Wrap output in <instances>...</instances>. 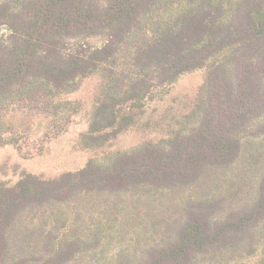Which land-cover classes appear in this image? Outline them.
<instances>
[{
  "label": "trees",
  "instance_id": "obj_1",
  "mask_svg": "<svg viewBox=\"0 0 264 264\" xmlns=\"http://www.w3.org/2000/svg\"><path fill=\"white\" fill-rule=\"evenodd\" d=\"M0 28V145L19 143L9 116L23 110L67 125L78 110L61 95L99 74L81 145L103 147L142 121L183 74L208 68L193 109L165 138L90 158L56 178L25 173L1 185L0 264H194L252 253L264 224V0H0ZM65 122L54 129L64 131ZM247 175L257 183L246 203L219 216L225 200L215 193L234 181L227 195H238ZM192 189L173 244L159 231L143 249L148 255L158 245L154 256L134 262L119 251L106 259L117 215L134 212L127 199L160 205L166 193ZM109 203V213L98 208Z\"/></svg>",
  "mask_w": 264,
  "mask_h": 264
},
{
  "label": "rangeland",
  "instance_id": "obj_2",
  "mask_svg": "<svg viewBox=\"0 0 264 264\" xmlns=\"http://www.w3.org/2000/svg\"><path fill=\"white\" fill-rule=\"evenodd\" d=\"M3 33L5 30L0 28V35ZM207 70V67H203L183 74L173 84L168 95L163 98L156 97L150 103L142 121L100 148H85L81 145L82 134L89 128L93 106L100 91L99 74L84 78L76 90L61 95L64 101L78 110L66 115L65 118L69 119L67 125L64 120L55 119L49 113L41 111L37 113L39 110L37 108L29 114L23 110L17 115L9 116L10 122L18 127V132L20 131V140L18 144L9 142L0 145V186L15 184L25 173L56 178L65 172L84 168L90 158L128 150L146 141H159L165 138L178 128L180 122L185 121L186 116L193 109ZM11 108L21 107L11 106ZM56 121L62 126L65 122L64 131L55 130L57 127H54L53 123ZM261 150L264 153V145ZM241 179L240 187L234 188L238 191V195H227L228 187L234 181L222 184L220 191L215 193L218 198L225 200L223 208L217 211L219 216L224 217L237 203L244 205L247 195L252 194L257 183L255 179L250 178V175ZM241 192H244L243 197L240 196ZM184 196H195V190H189L183 195L182 192L166 193L160 205L158 202L143 203L134 197L127 199L126 204L129 208L134 207V212L123 209L120 215H117L118 219L114 225L116 235L110 247L106 248V259H111V256L119 251L121 259L134 262L154 256L155 248H159L158 245L150 247L148 255H144L143 249L154 245L159 231L163 233V242L173 244L176 239L175 233H179L186 222L184 207L181 208ZM75 206L78 207L77 205L73 207ZM98 208L109 213L111 203L103 204ZM171 215L173 216L170 217ZM146 218L149 219L146 221ZM169 236H171L170 240H168ZM230 242L231 238L225 241L226 244ZM263 248L264 224L261 225L253 244L252 253H242L240 249H236L224 253L218 259L212 258L213 256L198 257L194 260V264H261Z\"/></svg>",
  "mask_w": 264,
  "mask_h": 264
}]
</instances>
